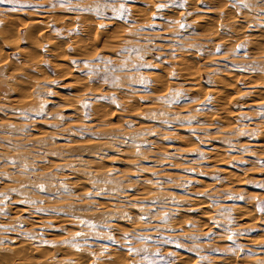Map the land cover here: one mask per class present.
Returning <instances> with one entry per match:
<instances>
[{"label":"rangeland","instance_id":"374dc122","mask_svg":"<svg viewBox=\"0 0 264 264\" xmlns=\"http://www.w3.org/2000/svg\"><path fill=\"white\" fill-rule=\"evenodd\" d=\"M262 208L264 0L0 2V264H264Z\"/></svg>","mask_w":264,"mask_h":264},{"label":"snow or ice","instance_id":"6c2138e0","mask_svg":"<svg viewBox=\"0 0 264 264\" xmlns=\"http://www.w3.org/2000/svg\"><path fill=\"white\" fill-rule=\"evenodd\" d=\"M0 2H8V3H12V2H14V0H0ZM161 7H163V6H161ZM182 27H183V25H182ZM241 199H242V198H241ZM261 210L264 211V208H262Z\"/></svg>","mask_w":264,"mask_h":264},{"label":"bare ground","instance_id":"6f19581e","mask_svg":"<svg viewBox=\"0 0 264 264\" xmlns=\"http://www.w3.org/2000/svg\"><path fill=\"white\" fill-rule=\"evenodd\" d=\"M34 22V21H33ZM33 26V25H32ZM4 37V36H3ZM31 38H32V36H31ZM7 39H8V37L6 38V41H7ZM8 44H9V42H8ZM10 45V44H9ZM14 48V47H13ZM16 49V48H15ZM21 50V49H20ZM22 51V50H21Z\"/></svg>","mask_w":264,"mask_h":264}]
</instances>
